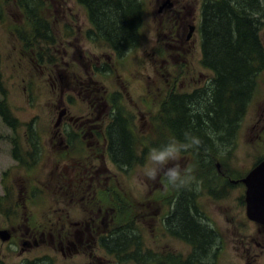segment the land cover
Here are the masks:
<instances>
[{"label": "rangeland", "instance_id": "rangeland-1", "mask_svg": "<svg viewBox=\"0 0 264 264\" xmlns=\"http://www.w3.org/2000/svg\"><path fill=\"white\" fill-rule=\"evenodd\" d=\"M0 1L5 13L0 22V103H6L19 123L12 128L0 116V229L11 234L9 241L0 239V264L119 263L115 256L100 249L98 240L93 252L88 254L84 248L75 257L72 248L64 256L59 245L57 249L43 241L42 231L53 229L61 213L69 226L67 230H76L74 223H85L89 218L87 205L95 210L94 214L101 211L106 217L105 222L95 219V228L112 232L124 227L141 243V253L150 260L125 264L182 263L194 250L190 252L184 239L172 237L169 225L179 223L172 218L171 206L181 210L184 200L190 201L192 210L196 207L202 211L203 223L218 235L215 245L220 249L206 252L209 255L204 264H235V186H226L228 178L224 180L222 173L235 179V170L244 172L249 166L244 163V154L264 153L254 131L264 105V70L257 77L254 94L233 137L216 141V150L211 153H182L181 163L190 166L202 181L199 191L177 190L167 184L163 175L156 182L146 181L142 175L149 150L176 139L164 124V99L170 93L202 91L213 77L202 64L199 27L204 0H170L171 5L166 0H140L143 19L138 44L119 58L109 44L88 37L92 26L87 10L77 0H42L41 14L50 21L55 38V44L48 48L54 62L46 55L43 60L39 58L42 51L48 54L47 47H32L28 41L32 27L23 10L13 1ZM262 4L264 12V0ZM163 20L167 23L163 24ZM260 22L264 47V14ZM162 25L175 28L174 35ZM84 83L86 90L82 89ZM112 94H119L118 105L130 119L141 163L116 166L105 153L104 132L92 138L80 130L72 132L68 149L59 142L63 131L57 121L63 108L69 116H81L87 122L97 115L100 103L110 102L108 117L102 121L107 124ZM76 126H72L74 131ZM15 149L27 163L15 159ZM66 153L80 157L97 153V168L111 176L99 186L94 203L82 202L74 186L73 168H62ZM217 164L222 165L221 173ZM183 208H188L187 201ZM47 237L46 234L44 239ZM69 240L76 243L73 237ZM136 250V244H131L128 255Z\"/></svg>", "mask_w": 264, "mask_h": 264}, {"label": "trees", "instance_id": "trees-1", "mask_svg": "<svg viewBox=\"0 0 264 264\" xmlns=\"http://www.w3.org/2000/svg\"><path fill=\"white\" fill-rule=\"evenodd\" d=\"M6 1L15 2L25 13L32 27V36L28 38L32 47L39 45L48 49L55 44L50 21L41 14L44 7L42 0ZM77 2L87 10L93 27L88 31V37L93 36L94 41L109 44L118 57L125 56L128 50L138 44L143 19L140 0ZM263 14L262 0H204L199 27L202 64L213 73V77L202 91L191 94L170 93L164 99L162 117L174 138L183 140L184 132L190 131L204 142V148L199 152L211 153L216 150V141L223 142L233 137L237 119L251 101L257 77L264 70V47L260 36ZM4 16V7L0 1V22ZM48 51V54L44 51L40 53V60L46 55L50 62H54L51 49ZM118 97L119 94H112L111 100L109 99L113 107L110 122L105 127V141L111 160L118 167H123L133 162L141 163V157L137 152L139 145L135 132L131 129L129 117L118 105ZM0 116L12 128L19 124L12 117L6 103H0ZM13 152L15 159L27 163L17 149ZM142 152L145 153V150ZM176 235L198 246L186 261L178 264H194L196 260L203 264V260L210 254L212 230L207 227L199 229L186 216L177 228ZM111 237L106 243L102 240V244L119 260L128 255L127 250L131 248V244L139 246L124 227L112 231ZM117 245L120 247L118 252ZM126 258L138 260L136 253H131ZM147 261L144 260V263ZM171 262L174 263L173 260Z\"/></svg>", "mask_w": 264, "mask_h": 264}, {"label": "flooded vegetation", "instance_id": "flooded-vegetation-1", "mask_svg": "<svg viewBox=\"0 0 264 264\" xmlns=\"http://www.w3.org/2000/svg\"><path fill=\"white\" fill-rule=\"evenodd\" d=\"M166 4L171 5L172 2L170 0H166ZM165 12V11H164ZM163 24L167 23L166 21H161ZM164 29H169L170 34L174 35L175 28H168V25H162ZM188 37H191V33H189ZM175 40V39H174ZM190 39H187L189 41ZM177 41V39L175 40ZM179 53H181L182 49H179ZM184 52V51H183ZM85 83L82 86V89H85ZM86 90V89H85ZM110 104L108 103H100L97 106V109L95 110L96 116L94 115L93 119H90V121H86V119H83L81 116H69V112L66 108H63L61 110V113L58 117L57 126L60 125L62 133V139L59 140L61 144H65L67 149L69 148L70 143L67 141L68 138H70L72 132L77 134V131H83L88 134V137L92 138V136L103 133L105 136V127L107 124H103L102 121L106 117H108L107 110L110 107ZM246 110L241 114L244 115ZM104 115V116H103ZM241 116L237 119L239 120ZM73 125L76 126V131H74V128H72ZM238 126V121H237ZM237 127L235 126V130ZM254 131L256 132V140L258 142H261L264 147V105L260 109L258 116H257V122L254 126ZM91 134V135H90ZM106 138V136H105ZM95 140L92 139V142ZM103 153V152H102ZM105 153H108L105 151ZM86 156H78L73 153H66L65 156L66 159L61 160L63 162L62 168H73V182L76 189L77 194H80L82 202L87 200L88 203L93 202L95 200V195L98 191V189L101 187V184H106V180H111V176L108 174H102L99 169L97 168L96 162L100 158L97 156V153H86ZM244 163L249 164L243 171L236 172L235 170V179H230L229 176H227L224 173H222V177L224 180L228 178V181H225V185L228 187H234L235 186V235L233 238V242L235 243V264H264V224L259 223L256 221L251 220L248 217V203H247V185L244 182L246 177L255 170L260 164L264 162V153H248L244 154ZM75 158V160H73ZM71 160V161H69ZM69 161V163H68ZM74 161V162H73ZM73 162V163H72ZM117 166V165H116ZM218 172H220L222 165L217 164ZM100 186V187H99ZM59 187V186H58ZM57 187V188H58ZM61 190H65L63 188H60ZM93 195V196H92ZM187 201V207L184 209V204ZM190 201L184 200L183 204L181 205V210L177 206H171L172 207V218L174 221H178L179 223L175 222V224L169 225L170 227V233L172 237H177L181 239V237L176 235L177 228L181 226V221L187 216L188 219L193 221V223L201 230L204 229V227H207L208 225L203 223L202 216L203 214L198 211L196 207H194V211L190 207ZM89 212V218L86 220L85 223L83 222H77L74 223L76 225V230L70 231L67 230L69 226L66 225V223L63 221L64 215L63 213L60 214L58 217V221L56 223V226L52 229H48L49 232L46 233V231H42L41 237L43 238V241L46 242L47 245L52 244L58 249V245L60 246V251L64 256L68 254V252L71 250V248L74 250L75 256H79V254L83 253L81 250L85 248L86 253L93 252V245L96 240H98V243H101L100 249L106 250V247L102 244V240L104 242H108V239L111 237L110 231L102 230L100 228H95V219L98 222H105L106 217L103 216L100 213L94 214L95 210H93L91 207L87 205ZM176 207V209H175ZM183 209V210H182ZM183 211L184 214H181ZM63 215V217H62ZM171 215V211L169 214L164 217V222L166 219H168ZM182 215V216H181ZM182 218V219H181ZM203 228V229H202ZM208 228V227H207ZM187 229V227H186ZM210 229V228H209ZM212 244H211V251H214L213 249H220V246H216V241L218 239L217 232L212 229ZM98 231V232H97ZM97 232V235L95 233ZM102 232V233H100ZM36 233L33 231L32 236H34ZM47 234V240L44 239V237ZM186 234V233H185ZM70 237H73L76 241V243H73L69 240ZM183 240V239H181ZM184 242L189 245L190 252L194 250L195 252L198 248V246H194L193 243H191L189 240H183ZM140 243V242H139ZM28 244V243H27ZM34 244L37 245L36 242ZM96 244V243H95ZM95 247V245H94ZM96 248V247H95ZM139 248V249H138ZM109 250H106L107 255L115 256L116 260L119 261L117 264H125V261H141V263H144V260H146V257L141 253V243L137 247V252H134L138 256V260H129L128 255L124 256L125 259L119 260L115 254H112L108 252ZM192 252V253H193ZM128 254V253H127ZM158 257V256H157ZM156 257V261L158 258ZM110 259V258H109ZM147 263L150 261L147 259ZM173 259H170L172 261ZM187 260V259H186ZM152 262L155 261L154 258L151 259ZM160 261V259H159ZM196 262H199L196 260ZM204 264V262H203Z\"/></svg>", "mask_w": 264, "mask_h": 264}, {"label": "clouds", "instance_id": "clouds-1", "mask_svg": "<svg viewBox=\"0 0 264 264\" xmlns=\"http://www.w3.org/2000/svg\"><path fill=\"white\" fill-rule=\"evenodd\" d=\"M202 148L204 142L201 138L190 131H185L183 140L172 139L160 147L149 150L142 175L146 181L152 182H156L163 175L167 184L177 190L199 191L202 181L197 179L190 166L181 163V155L189 151L199 152Z\"/></svg>", "mask_w": 264, "mask_h": 264}, {"label": "water", "instance_id": "water-1", "mask_svg": "<svg viewBox=\"0 0 264 264\" xmlns=\"http://www.w3.org/2000/svg\"><path fill=\"white\" fill-rule=\"evenodd\" d=\"M194 29V28H193ZM247 185L248 217L264 224V162L253 170L244 180ZM11 234L0 229L1 241H9Z\"/></svg>", "mask_w": 264, "mask_h": 264}]
</instances>
